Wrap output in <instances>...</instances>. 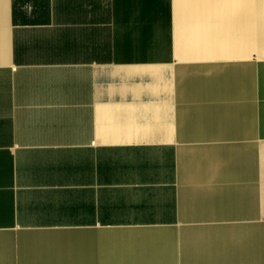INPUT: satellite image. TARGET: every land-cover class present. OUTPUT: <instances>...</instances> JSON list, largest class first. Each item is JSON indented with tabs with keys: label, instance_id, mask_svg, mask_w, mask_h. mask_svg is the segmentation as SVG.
<instances>
[{
	"label": "crops",
	"instance_id": "1",
	"mask_svg": "<svg viewBox=\"0 0 264 264\" xmlns=\"http://www.w3.org/2000/svg\"><path fill=\"white\" fill-rule=\"evenodd\" d=\"M0 264H264V0H0Z\"/></svg>",
	"mask_w": 264,
	"mask_h": 264
}]
</instances>
